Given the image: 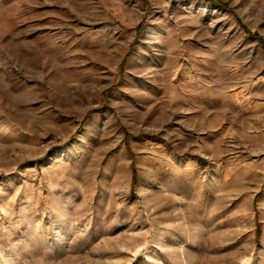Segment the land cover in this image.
<instances>
[{
    "label": "rangeland",
    "instance_id": "374dc122",
    "mask_svg": "<svg viewBox=\"0 0 264 264\" xmlns=\"http://www.w3.org/2000/svg\"><path fill=\"white\" fill-rule=\"evenodd\" d=\"M0 264H264V0H0Z\"/></svg>",
    "mask_w": 264,
    "mask_h": 264
}]
</instances>
